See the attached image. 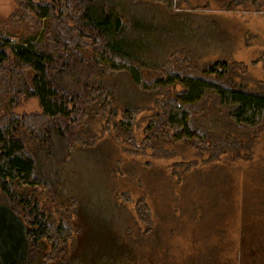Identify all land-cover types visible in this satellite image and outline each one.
<instances>
[{
    "label": "trees",
    "instance_id": "1",
    "mask_svg": "<svg viewBox=\"0 0 264 264\" xmlns=\"http://www.w3.org/2000/svg\"><path fill=\"white\" fill-rule=\"evenodd\" d=\"M16 1L24 12L22 19L35 23L36 30L15 43L0 34V99H7V113L0 122V264H115L111 257L117 249L124 250L120 244L131 246L127 251L138 246L146 249L151 237L155 238V249L160 244L163 249L157 241L161 235L154 236L151 209L144 196L136 202L134 217L116 198L113 182L120 173L119 164L111 166L109 151L113 148L98 141L104 131L102 123L96 130L98 118L105 121L106 129L117 132V139L125 137L131 148L127 151L134 154L151 149L154 157L166 158L159 147L165 136L164 142L170 138L205 148L213 159L227 152L238 159L251 152L252 145L210 134V127L228 122L233 130L257 136L264 126V91L243 89L234 83L235 72H247L242 62H192L193 52L187 47L192 29L183 22L192 17L194 8H182L181 0H167L166 8L150 0ZM230 2L236 6L248 3L257 13L264 12V0ZM139 9L151 13L141 14ZM27 70L34 71L31 84L26 79ZM133 85L147 94L181 88L161 102V113L153 114L154 120L145 131L155 135L147 136L141 145L134 136L140 108L133 101V93L139 91ZM124 90L133 94H125L131 100L122 98ZM21 95L36 98L40 112L15 114L13 107ZM2 106L0 100V109ZM120 113L124 118L117 122ZM105 142L111 144L110 140ZM79 155L93 158L97 165L100 177L92 176L93 183L97 187L102 182V195L125 217L119 226L97 224V215L86 202L91 188L79 183L83 178L76 180L72 168ZM15 184L46 187L50 202L41 203L27 192L19 194ZM213 188L203 187L205 199L194 197L200 188H187L189 196L198 199L187 205L186 211L191 212L187 218L201 227L202 235L195 239L201 241L203 236V243L222 234V226L228 224L229 211L214 215L211 209L218 202L219 206L232 205L228 195H217ZM260 191L257 197L261 201L256 199V203L264 205V188ZM170 192L179 197L174 187ZM245 207L237 205L231 215L237 219ZM249 213L254 214L253 208ZM259 214L260 222L264 221V209ZM260 222L253 231H262ZM250 226L244 222L237 226L239 247L228 264H249L247 260L260 249L263 258L258 264H264V245L246 246ZM182 231L172 230L171 235ZM150 233L153 236L146 241ZM111 234L115 236L112 243L107 242ZM127 251L124 256L131 260ZM187 263L226 264L220 262L217 251Z\"/></svg>",
    "mask_w": 264,
    "mask_h": 264
},
{
    "label": "rangeland",
    "instance_id": "2",
    "mask_svg": "<svg viewBox=\"0 0 264 264\" xmlns=\"http://www.w3.org/2000/svg\"><path fill=\"white\" fill-rule=\"evenodd\" d=\"M154 1L159 6L165 7L167 0H150ZM231 0H190L189 4L181 0L179 6L184 9H193L192 17L185 19L183 24L191 26V39L187 47L193 52L192 62H197L200 65H205L209 62L224 60L229 63H244L247 66V72L242 75L241 71L235 72L234 83L243 89H254L264 91V12L257 13L248 4L244 3L240 6L233 5ZM191 5L190 7H188ZM139 13H151L147 10H137ZM145 11V12H144ZM145 13V15H147ZM14 16H16V19ZM24 12L21 10L16 0H0V34L10 37L11 43L19 40L20 36L31 35L35 30V23L23 18ZM185 32L188 29L185 27ZM34 71H26V79L31 84V79ZM147 77V73L144 74ZM156 75H151L154 78ZM133 88H136L133 85ZM180 86L168 89L167 91H159L155 93H146L144 90L134 92V103L140 108L135 116L134 136L136 142L141 145L147 136H153L155 133L145 132L150 122L154 120L155 113H161V102H165L172 94L179 91ZM125 94L133 96L131 92L123 91L122 98L129 99ZM4 105L0 109V122L3 121V116L7 113V99H0ZM13 112L19 115L38 114L40 112L39 102L34 97L21 95L19 103L13 107ZM124 117L120 113L118 119ZM104 124V131L100 132L98 141L104 142L112 153L111 166L115 167L119 164L120 173L114 179L113 186L116 188L118 201L124 204V210L131 212L133 217L137 200L144 196L147 204L151 209V218L153 221L154 236L161 244L158 249L153 246L155 238L151 237L149 246L146 249L138 246L129 251L128 246L123 242L117 249L115 255L111 257L115 264H188L192 260L206 258L215 251L218 252V259L222 263L235 259L236 251L239 247V232H237L239 224L244 222L246 226L253 224L247 228L246 246L250 249L257 247L259 244L264 245V221L260 222L258 216L262 213L264 205L257 204L261 201L257 196H261V188H264V126L257 131V136L245 131L233 130L226 122L214 124L210 127V134L218 135L222 138L230 137L234 141H241L252 145L251 152L241 158H235L229 152L220 154L216 159H213L212 154L200 148L193 143L185 141L173 142L172 139L162 137L159 147H162L165 155L153 156L151 149H146L142 154H134L128 152L130 146L124 141L123 136L117 139L115 130L109 131L105 128V121L98 118L96 122V130ZM161 126V123H159ZM98 127V128H97ZM120 139V140H119ZM152 139H155L154 137ZM110 140L111 144L106 143ZM163 140V141H162ZM220 142L215 141L214 144ZM111 145V146H110ZM108 148V149H109ZM134 149V148H133ZM93 158L86 159L81 155L75 157V162L72 164L75 178L81 179L79 183L90 186L91 195L88 202L91 209L95 211L99 225L102 222L119 226L125 217L111 207V199H105L102 195V182L96 187L93 183V178L99 179L97 165L92 161ZM115 161L114 163L112 161ZM194 164V165H191ZM70 166V165H69ZM186 168H189L188 171ZM213 169V170H212ZM220 173L218 175V171ZM217 171V172H216ZM80 172V175H78ZM216 175L213 180V176ZM108 178V177H107ZM78 181V180H77ZM108 183V179L106 181ZM214 187L213 191L222 192L223 196H229L231 200V208L224 206L223 203L211 205V212L216 215L228 213V224H224L223 233L211 237L204 242L203 236L201 241H197V236L202 235L201 227L195 226L188 221L187 205L195 198L189 196L188 189L194 186L201 189V194L198 192L194 197L205 199L206 190L204 188ZM108 186V185H107ZM203 186V187H202ZM96 187V188H95ZM174 187L175 194L179 195L176 198L171 193V188ZM15 191L20 193H28L36 196L37 199L43 202H50V195L46 187L33 188L31 186L15 184ZM93 195V196H92ZM35 197V198H36ZM84 198V197H83ZM244 198V199H242ZM85 199V198H84ZM123 199V200H122ZM124 201V202H121ZM129 200V201H126ZM198 200V199H195ZM245 201V204L242 203ZM206 202V201H205ZM201 202V204L205 203ZM242 203V204H241ZM237 205L245 207L244 210L235 215H231L234 207ZM239 207V206H238ZM254 210V214L249 213V210ZM222 213V214H221ZM140 223V221H138ZM262 231H253L258 223ZM142 229H144L143 225ZM263 225V226H261ZM181 228L182 233L176 232L171 235L172 230L176 231ZM227 228V229H226ZM134 229V228H133ZM136 229V228H135ZM138 229H141L138 227ZM263 234L261 235V233ZM159 234V235H157ZM152 233L148 234L146 241L149 240ZM144 236L145 233H144ZM153 236V235H152ZM115 239L113 234L109 235L107 242ZM126 246V247H125ZM131 256L128 260L124 256L125 252ZM261 249L252 257L249 264H258L263 258L260 254ZM124 256V257H123Z\"/></svg>",
    "mask_w": 264,
    "mask_h": 264
}]
</instances>
